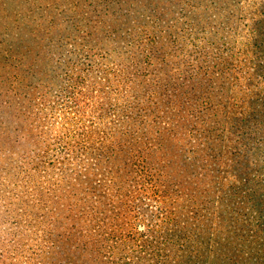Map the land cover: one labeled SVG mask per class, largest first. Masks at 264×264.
Returning <instances> with one entry per match:
<instances>
[{
	"label": "trees",
	"instance_id": "trees-1",
	"mask_svg": "<svg viewBox=\"0 0 264 264\" xmlns=\"http://www.w3.org/2000/svg\"><path fill=\"white\" fill-rule=\"evenodd\" d=\"M0 5V264L95 242L97 206L179 201L264 264V0Z\"/></svg>",
	"mask_w": 264,
	"mask_h": 264
},
{
	"label": "rangeland",
	"instance_id": "rangeland-1",
	"mask_svg": "<svg viewBox=\"0 0 264 264\" xmlns=\"http://www.w3.org/2000/svg\"><path fill=\"white\" fill-rule=\"evenodd\" d=\"M41 1L59 5L61 0ZM216 210L181 201L97 206L94 214L91 210L81 219L96 227L95 242L86 245L77 233L69 239L73 232L64 230L57 237L55 254L47 255L45 264H239L223 261L226 250L235 260V249L233 239L227 241L229 247L220 245L224 237L216 230L220 222L210 214Z\"/></svg>",
	"mask_w": 264,
	"mask_h": 264
}]
</instances>
